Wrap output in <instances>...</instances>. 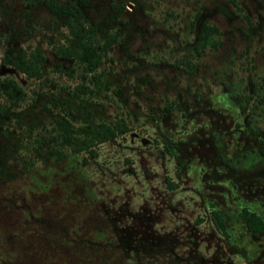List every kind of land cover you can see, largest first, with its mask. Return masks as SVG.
I'll list each match as a JSON object with an SVG mask.
<instances>
[{"label": "rangeland", "instance_id": "1", "mask_svg": "<svg viewBox=\"0 0 264 264\" xmlns=\"http://www.w3.org/2000/svg\"><path fill=\"white\" fill-rule=\"evenodd\" d=\"M47 1L115 37L95 79ZM61 116L114 135L71 152ZM263 135L264 0H0V264H264Z\"/></svg>", "mask_w": 264, "mask_h": 264}, {"label": "trees", "instance_id": "2", "mask_svg": "<svg viewBox=\"0 0 264 264\" xmlns=\"http://www.w3.org/2000/svg\"><path fill=\"white\" fill-rule=\"evenodd\" d=\"M46 7L51 13L66 17V23L73 41L68 46L58 48L57 52L61 56L72 57L83 68L85 73L90 74L95 79V71L105 58L108 47L114 43L115 37L105 35L102 39L98 40L95 27L85 24L82 12L74 5L47 1ZM215 31L214 26L203 24L198 35V40L201 42V45H204L209 34ZM33 58V62H29L22 55H17V58L14 59L10 55L4 54L2 61L5 64L12 65L28 76H38V68L36 65H41L42 57L38 53L34 54ZM75 88L82 90L83 93L90 91L84 85H78ZM8 110L9 108L6 107L2 112L6 113ZM50 130L53 138L57 137V141L69 147L70 151L75 153L89 147L93 142H102L114 135L113 127L110 128L108 125L100 123L83 128L85 136L79 141L74 135L76 129L62 116L50 122ZM119 130L122 132V129ZM261 144L264 148V135ZM90 153L94 154L91 150ZM240 216L246 230L251 234L256 235L264 230V221L254 212L243 209ZM211 217L215 228L222 236H226L225 226L220 212L218 210H211Z\"/></svg>", "mask_w": 264, "mask_h": 264}]
</instances>
